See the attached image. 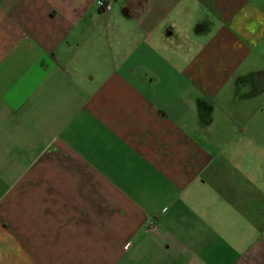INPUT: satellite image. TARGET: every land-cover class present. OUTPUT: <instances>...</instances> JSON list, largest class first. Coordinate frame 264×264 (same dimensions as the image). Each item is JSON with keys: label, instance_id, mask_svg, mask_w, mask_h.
Segmentation results:
<instances>
[{"label": "crops", "instance_id": "1", "mask_svg": "<svg viewBox=\"0 0 264 264\" xmlns=\"http://www.w3.org/2000/svg\"><path fill=\"white\" fill-rule=\"evenodd\" d=\"M0 0V264H264V0Z\"/></svg>", "mask_w": 264, "mask_h": 264}, {"label": "built area", "instance_id": "2", "mask_svg": "<svg viewBox=\"0 0 264 264\" xmlns=\"http://www.w3.org/2000/svg\"><path fill=\"white\" fill-rule=\"evenodd\" d=\"M97 5L100 9L104 11H108L111 9V1L110 0H97Z\"/></svg>", "mask_w": 264, "mask_h": 264}]
</instances>
